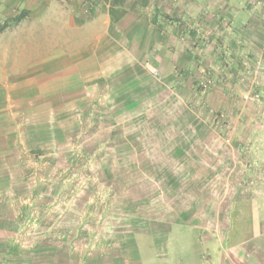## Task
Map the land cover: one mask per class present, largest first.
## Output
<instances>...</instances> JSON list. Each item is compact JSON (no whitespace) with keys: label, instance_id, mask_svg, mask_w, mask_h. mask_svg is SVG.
Here are the masks:
<instances>
[{"label":"rangeland","instance_id":"rangeland-1","mask_svg":"<svg viewBox=\"0 0 264 264\" xmlns=\"http://www.w3.org/2000/svg\"><path fill=\"white\" fill-rule=\"evenodd\" d=\"M185 1L174 14L156 7L152 51H127L130 65L72 114H43L35 96L48 97L50 72L91 34L44 15L15 27L29 11H0V216L17 252L5 264H33L35 249L46 256L49 246L59 263L71 249L77 264L101 253L129 264L136 240L171 225L228 229L232 241L261 230L264 3ZM202 239L188 236L176 264H211Z\"/></svg>","mask_w":264,"mask_h":264},{"label":"crops","instance_id":"crops-1","mask_svg":"<svg viewBox=\"0 0 264 264\" xmlns=\"http://www.w3.org/2000/svg\"><path fill=\"white\" fill-rule=\"evenodd\" d=\"M260 1L264 3V0ZM7 3L12 4L3 9V5ZM186 3L185 0H157L156 2L153 0H101L100 3L88 0H0V11L5 12V15L15 16L17 12L14 9L17 4H19L20 9L24 8L29 11L27 17L15 27L34 26L32 23L44 15L59 18V24L74 34H91L92 38L85 37L87 41L75 40L71 59L63 64H58L50 72L48 81L46 80L49 82L48 97L44 95L35 96L37 100L35 107L42 109L43 114L48 112L72 114L71 111H73L76 103L81 102V105L87 103L90 90L97 91L99 88L97 85L106 83V78L111 73L116 77L118 69L130 65L128 60L132 54H127V51H152L154 24L155 20L159 19L157 15L159 10H155L156 7L160 8L162 5L163 12L169 14L171 11L174 14L183 8L185 9ZM184 56V61L190 60L187 55ZM41 77L46 78L47 76L41 75ZM33 79L38 81L37 76ZM216 93L221 98L227 99L228 97L223 92L216 91ZM47 98L49 99L48 102L43 103L41 101L43 99L46 101ZM225 102L228 105V102ZM59 108H64L65 111H58ZM3 113L1 111V114ZM260 148L261 153L259 155L262 153L264 155V146H260ZM261 159L264 160V157L261 156ZM244 205L249 208L252 204L246 202ZM255 206L258 208L256 215L260 218L259 222L262 223L261 230L255 235L252 230H244L241 232L242 237L244 236L241 237V240L232 241L233 231L228 229L223 233L217 232L216 229L209 231L175 230V227L171 225L164 232L148 231L142 237V241L136 240V246L131 252L129 264H168L170 261L176 264L178 262L176 259L178 255L176 254L184 253L186 247L183 242L190 235H193L194 239L203 238L205 247L212 249L207 250L213 251L214 254L212 259L211 257L208 259L211 260V264H232L230 261H233L234 253L242 256L241 264H264V200L259 199ZM231 215L233 216V214ZM0 223H2L0 227V264H5V259L7 257L13 259L17 252L9 253L10 244L8 240L10 234L5 232V228L6 230L9 229L5 227L4 216H0ZM156 237L157 239L159 237L161 241L153 245L150 239H156ZM146 239H148V243ZM221 244L227 246H224L223 253L220 252ZM48 249H50V253L43 256L42 252L36 248L37 252L34 254L33 264H77L76 261L79 260L71 249H67L64 262L59 263L54 253L55 247L49 246ZM75 253L77 254V251ZM82 259L86 260V258ZM118 259L119 256H114L115 262H118ZM83 260L81 264H83ZM106 260V254L101 253L96 258V264H107Z\"/></svg>","mask_w":264,"mask_h":264},{"label":"trees","instance_id":"trees-1","mask_svg":"<svg viewBox=\"0 0 264 264\" xmlns=\"http://www.w3.org/2000/svg\"><path fill=\"white\" fill-rule=\"evenodd\" d=\"M24 16H25L24 12H21L19 15H17V16L14 17V20H15L16 22L21 21V19H23ZM6 27H7V26L2 25V26L0 27V32L3 31Z\"/></svg>","mask_w":264,"mask_h":264}]
</instances>
